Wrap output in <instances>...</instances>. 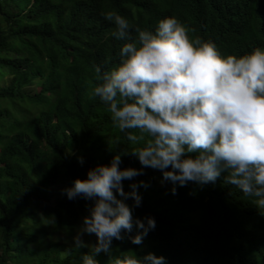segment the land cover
Masks as SVG:
<instances>
[{"label":"trees","instance_id":"1","mask_svg":"<svg viewBox=\"0 0 264 264\" xmlns=\"http://www.w3.org/2000/svg\"><path fill=\"white\" fill-rule=\"evenodd\" d=\"M87 0H0V264H80L88 248H75L72 236L91 200L68 199L62 191L87 169L108 163L115 151L120 167H142L131 154L135 147L112 122L107 105L90 98L96 68L110 70L119 62L123 39L113 36L115 25L98 7L101 25L89 26ZM103 1V0H101ZM240 0H133L128 12L130 33L136 27L154 31L158 20L177 17L190 36L212 40L221 54L242 55L264 46V4L239 7ZM83 157V163L78 161ZM221 177L198 186L160 183L161 172L145 167L141 175L122 181L125 191L133 180L141 203L133 215H150L155 228L134 244L129 235L112 240L109 255L142 256L166 253V264H185L179 248H194L225 234L218 212L246 235L241 248L229 253V264L264 261V209L253 198ZM131 204V197L128 201ZM187 209V210H183ZM123 232V230H122ZM95 241L94 234L85 235ZM210 254L217 246H206ZM154 252V253H155ZM220 261L226 258L217 254Z\"/></svg>","mask_w":264,"mask_h":264},{"label":"clouds","instance_id":"2","mask_svg":"<svg viewBox=\"0 0 264 264\" xmlns=\"http://www.w3.org/2000/svg\"><path fill=\"white\" fill-rule=\"evenodd\" d=\"M263 4L240 0L238 6ZM103 5L105 17L115 25L111 34L125 42L114 67L103 72L96 68L88 95L107 105L114 126L136 145L130 152L142 167H120L121 154L128 151H115L108 163L87 169L84 178L62 189L68 199L92 201L72 236L75 248L89 249L80 264H100L96 257L109 255L112 240H122L134 227L135 234L128 236L134 244L155 228L152 216L133 215L142 199L137 189L147 188L149 181L133 180L129 191L122 184L145 167L160 170L159 182H171L173 194L177 185L191 181L203 186L225 174L226 183L264 209V46L242 55L221 54L214 41L190 36L175 16L158 20L154 31L136 27L132 36L127 13L134 12L133 0L85 1L79 10L89 26L102 24L97 8ZM78 161L83 163V157ZM218 215L225 234L194 248H179L185 264H229V253L244 245V232L235 227L232 232L225 224L231 226L229 217L221 211ZM92 234L94 242L84 239ZM206 246H217V253L210 254ZM154 252H122L109 264H166L168 255Z\"/></svg>","mask_w":264,"mask_h":264},{"label":"rangeland","instance_id":"3","mask_svg":"<svg viewBox=\"0 0 264 264\" xmlns=\"http://www.w3.org/2000/svg\"><path fill=\"white\" fill-rule=\"evenodd\" d=\"M90 242V241H89ZM92 242V241H91Z\"/></svg>","mask_w":264,"mask_h":264}]
</instances>
